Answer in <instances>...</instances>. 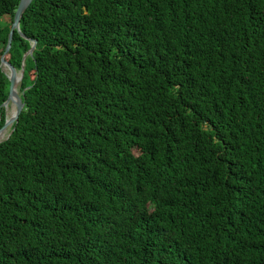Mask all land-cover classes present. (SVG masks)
I'll use <instances>...</instances> for the list:
<instances>
[{
  "label": "trees",
  "instance_id": "trees-1",
  "mask_svg": "<svg viewBox=\"0 0 264 264\" xmlns=\"http://www.w3.org/2000/svg\"><path fill=\"white\" fill-rule=\"evenodd\" d=\"M19 27L0 264H264V0H32Z\"/></svg>",
  "mask_w": 264,
  "mask_h": 264
},
{
  "label": "water",
  "instance_id": "water-1",
  "mask_svg": "<svg viewBox=\"0 0 264 264\" xmlns=\"http://www.w3.org/2000/svg\"><path fill=\"white\" fill-rule=\"evenodd\" d=\"M31 1L32 0H19L18 5H17L16 10H15L14 15H13L12 23H11L9 31H8V35H7V40H6V45H5L4 51H3V53L0 56L1 70L5 73V75L7 76L8 80H9L8 94H7L6 99L2 103V106L4 107V110H5V114L7 112V107H8L10 102L14 103V105H15L14 114L10 118H5L4 123L0 127V130H2L4 128L8 127V126L10 127L8 134L3 139H0V142L6 140L9 137L11 131L13 130V128H11V126L13 125V123H15L17 121L18 116H19V114H20V112H21V110L23 109V106H24V103L22 102L18 92H16V90L14 89V86L15 85L18 86V83L21 82V79H22V76H23V73H24V60H25V57L28 54H32V51L35 48V44H36L35 39L32 40V39L26 37L20 31V27H19L20 18L22 16L23 12L25 11V9L29 6ZM14 31L19 32V34L22 37L27 38L31 42L30 48L22 56L21 66H20L19 69H16V67L14 65H12L5 58V55L7 54V52L10 49V46H11V42L10 41L12 40V36H13Z\"/></svg>",
  "mask_w": 264,
  "mask_h": 264
},
{
  "label": "bare ground",
  "instance_id": "bare-ground-1",
  "mask_svg": "<svg viewBox=\"0 0 264 264\" xmlns=\"http://www.w3.org/2000/svg\"><path fill=\"white\" fill-rule=\"evenodd\" d=\"M18 81V80H17ZM14 89L16 90V92H18V87L17 85L14 86ZM15 111V105L14 103L10 102L8 107H7V112H6V118H10ZM9 126L0 130V139H3L9 132Z\"/></svg>",
  "mask_w": 264,
  "mask_h": 264
},
{
  "label": "rangeland",
  "instance_id": "rangeland-1",
  "mask_svg": "<svg viewBox=\"0 0 264 264\" xmlns=\"http://www.w3.org/2000/svg\"><path fill=\"white\" fill-rule=\"evenodd\" d=\"M0 20H1L2 25H5V24L11 25V23H12L9 16H3L0 18ZM17 87H18V94H19L20 93V82L18 83Z\"/></svg>",
  "mask_w": 264,
  "mask_h": 264
}]
</instances>
